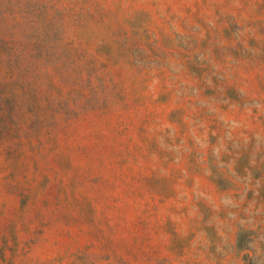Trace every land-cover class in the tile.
Listing matches in <instances>:
<instances>
[{
	"label": "rangeland",
	"instance_id": "obj_1",
	"mask_svg": "<svg viewBox=\"0 0 264 264\" xmlns=\"http://www.w3.org/2000/svg\"><path fill=\"white\" fill-rule=\"evenodd\" d=\"M0 264H264V0H0Z\"/></svg>",
	"mask_w": 264,
	"mask_h": 264
}]
</instances>
